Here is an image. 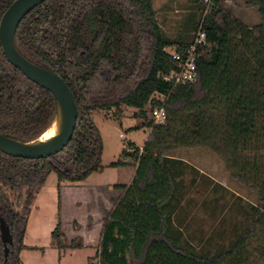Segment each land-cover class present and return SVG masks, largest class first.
I'll use <instances>...</instances> for the list:
<instances>
[{
  "label": "trees",
  "instance_id": "trees-1",
  "mask_svg": "<svg viewBox=\"0 0 264 264\" xmlns=\"http://www.w3.org/2000/svg\"><path fill=\"white\" fill-rule=\"evenodd\" d=\"M13 1L0 0V20ZM188 2L198 16L190 13L175 38L163 34L152 0H48L19 23L16 50L65 82L77 120L69 143L49 158L27 160L0 152V218L13 239L6 260L0 240V264H22L28 216L51 171L61 184L82 182L101 170V138L92 111L126 106L144 116L146 106L160 105L151 100L154 94L166 98L165 122L148 124L142 148L126 146L120 160L110 164L134 166L135 172L128 186H114L121 196L101 228L99 264H264V0L244 1L260 19L253 28L224 11L221 0H211L204 17V0ZM200 22L206 45L196 62V79L173 87L158 78L176 69L165 50L182 51ZM55 113L53 95L11 65L0 45V134L31 142ZM193 147L211 150L231 178L256 196L247 229L212 255L178 245L165 211L175 191L170 166L176 162L167 155ZM51 240L60 249L83 245L79 237L67 242L59 222Z\"/></svg>",
  "mask_w": 264,
  "mask_h": 264
},
{
  "label": "rangeland",
  "instance_id": "rangeland-1",
  "mask_svg": "<svg viewBox=\"0 0 264 264\" xmlns=\"http://www.w3.org/2000/svg\"><path fill=\"white\" fill-rule=\"evenodd\" d=\"M152 1L156 19L169 38L185 30L190 13L194 18L198 16L188 0ZM231 1L237 10L232 11L229 4L223 3L224 11L233 17L236 13L241 23L245 18L243 24L248 28L260 22L254 8L240 3L243 0ZM165 51L171 53L173 49ZM144 110V116L126 106L92 111L91 120L101 138V170L82 182L61 184L54 171L49 173L28 216L22 242L25 248L19 253L22 264H99L101 228L121 196L114 186H128L134 174V166L112 168L110 164L120 160L126 146L142 148L150 130L146 126L155 124L150 118V107ZM167 156L176 162L170 166L174 197L165 209L170 234L178 245L197 254L212 255L227 249L247 229L251 207L256 205L255 194L234 181L224 162L208 148H180ZM124 161L129 162V158ZM58 222L67 242L82 239L80 248L60 249L53 245L51 233ZM74 223L78 224L77 230Z\"/></svg>",
  "mask_w": 264,
  "mask_h": 264
},
{
  "label": "water",
  "instance_id": "water-1",
  "mask_svg": "<svg viewBox=\"0 0 264 264\" xmlns=\"http://www.w3.org/2000/svg\"><path fill=\"white\" fill-rule=\"evenodd\" d=\"M46 1L48 0H14L0 20V45L6 60L29 81L49 91L56 100L55 116L37 139L22 143L0 134V152L14 158L39 160L58 154L71 140L76 126L77 107L65 82L56 73L27 61L14 45V36L19 23L30 11ZM56 120L60 123L58 133L47 141H39ZM0 240L6 260L13 239L7 223L2 218H0Z\"/></svg>",
  "mask_w": 264,
  "mask_h": 264
},
{
  "label": "built area",
  "instance_id": "built-area-1",
  "mask_svg": "<svg viewBox=\"0 0 264 264\" xmlns=\"http://www.w3.org/2000/svg\"><path fill=\"white\" fill-rule=\"evenodd\" d=\"M206 8L203 17L210 11L211 0H204ZM206 45V31L202 22L199 23L193 40L180 52L172 51L168 53L175 62L176 69L168 74H160L158 78L173 87L179 84L193 83L196 79V62L200 56V50ZM154 103H160L159 106L150 107V118L155 124H163L166 119L164 104L166 98L161 94H154L151 97Z\"/></svg>",
  "mask_w": 264,
  "mask_h": 264
},
{
  "label": "bare ground",
  "instance_id": "bare-ground-1",
  "mask_svg": "<svg viewBox=\"0 0 264 264\" xmlns=\"http://www.w3.org/2000/svg\"><path fill=\"white\" fill-rule=\"evenodd\" d=\"M60 129V123L56 120L54 123L49 127V129L44 133V135L40 138L39 141H47L54 137Z\"/></svg>",
  "mask_w": 264,
  "mask_h": 264
},
{
  "label": "crops",
  "instance_id": "crops-1",
  "mask_svg": "<svg viewBox=\"0 0 264 264\" xmlns=\"http://www.w3.org/2000/svg\"><path fill=\"white\" fill-rule=\"evenodd\" d=\"M244 1L245 0H243V1H240V3H244ZM223 3L224 4H229V8H231V10L233 11V10H237V6H236V4H235V2H233V1H231V0H221V4H222V8L224 9V5H223ZM237 3H239V2H237ZM249 9H251V8H249ZM169 14V13H168ZM234 14V17L236 18V19H238V18H240L236 13H233ZM243 18V17H242ZM259 18V17H258ZM245 18H243L242 20H243V22L242 23H246V21L247 20H244ZM260 24V22H258V24H255L254 25V27L255 26H258ZM135 172V169H133V173ZM134 175V174H133ZM133 175H132V178H133ZM132 178H131V180H132ZM131 180H130V182H131ZM130 182H129V184H130ZM128 184V185H129Z\"/></svg>",
  "mask_w": 264,
  "mask_h": 264
}]
</instances>
